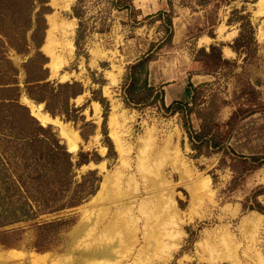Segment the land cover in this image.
<instances>
[{
  "label": "rangeland",
  "instance_id": "rangeland-1",
  "mask_svg": "<svg viewBox=\"0 0 264 264\" xmlns=\"http://www.w3.org/2000/svg\"><path fill=\"white\" fill-rule=\"evenodd\" d=\"M263 3L38 2L26 51L6 45L9 64L0 60V80L13 78L9 89L0 86V99L12 98L0 100V264H135L145 245L143 221L127 249L88 231L98 233L122 207H134L131 219H140L139 204L156 195L149 180L161 179L177 212L143 264L264 261ZM12 11L0 3V28L9 29ZM49 19L61 27L52 53L43 49ZM40 75V83L60 90L51 98L49 86L34 89L49 98L53 113L28 93ZM24 99L75 133L77 148L69 149L57 125L32 116ZM17 104L46 129V146L58 142L71 155L78 186L46 187L64 175L30 170V192L20 189L23 165L14 157L24 145L6 133L19 124L1 117ZM108 245L114 259L88 256Z\"/></svg>",
  "mask_w": 264,
  "mask_h": 264
},
{
  "label": "trees",
  "instance_id": "trees-1",
  "mask_svg": "<svg viewBox=\"0 0 264 264\" xmlns=\"http://www.w3.org/2000/svg\"><path fill=\"white\" fill-rule=\"evenodd\" d=\"M41 0H0V3L4 5V7L12 9L11 21L8 23L9 29H2L0 28V49H1V56L0 60L4 63H8L7 59L4 57V50L6 48V45L10 46L11 48H14L18 51H26L27 46V40L26 35L28 31L31 29L34 30V34L37 30V27H34L33 22V14L36 9V4ZM3 50V51H2ZM135 68L134 66L131 68ZM9 75V74H8ZM46 79L43 75L36 76L32 78V82H41L42 80ZM13 78L10 77L9 79H1L0 80V86H3V89H9L7 86L9 84H12ZM28 86L27 90L29 95L34 98L37 101H45L46 102V109H48L50 112L53 113V107L50 105L49 98L46 97V95H43L42 93H39L35 91L36 88H43L46 89V87L49 86V92L48 95L53 98L57 97L59 95V91L57 92L56 89L52 88L47 83H40V84ZM66 87H71V85H65ZM60 86V88L65 87ZM74 94V93H71ZM12 99L10 95H7L6 97L1 98L0 100L5 103L6 100ZM49 101V102H48ZM9 104V103H7ZM65 110V109H64ZM2 119L8 120L9 123H17L19 124V129L15 131L16 133H8V135L12 134L11 136L15 137L14 139L18 141V143H22L24 145L19 150L17 155H15L14 159H16V163L22 164L23 167L19 171V181L18 185L20 189L23 190L24 193L30 192V186L31 183L35 180L31 178L30 170H35V172H46L50 169H53L54 173H60L63 174L64 177L59 178L58 181L53 182V180L49 179L45 181L44 183H47V185H43L46 187H49L50 185H57V184H66L67 187H70L71 184H74L78 186V184L74 181V175L73 169H74V163L71 160V155L66 151H61L62 147L58 142H54L53 147L46 146L45 143V132L46 129L39 124V122L34 119V117L31 116L28 108L25 106H22L20 104H17L15 109L8 112V116L4 117L1 116ZM33 126V128L30 127ZM16 126V125H14ZM17 129V126H16ZM6 134V135H7ZM45 145V148L44 146ZM82 162V161H81ZM56 171V172H55ZM47 173V172H46ZM70 175H73L70 177ZM67 179V180H66ZM69 179V180H68ZM38 183L41 182V180H37ZM81 186V185H80ZM42 188V187H40ZM34 201H37V196H31ZM75 199V196H74ZM56 200V199H55ZM51 202V201H50ZM55 203L56 201H52ZM77 200L73 202L72 204L76 203ZM68 203L63 204L62 206H65Z\"/></svg>",
  "mask_w": 264,
  "mask_h": 264
},
{
  "label": "bare ground",
  "instance_id": "bare-ground-1",
  "mask_svg": "<svg viewBox=\"0 0 264 264\" xmlns=\"http://www.w3.org/2000/svg\"><path fill=\"white\" fill-rule=\"evenodd\" d=\"M263 5H264V3H263ZM49 20H50V22H49L50 26H49V29H48L47 34H46L47 36H46V39H45V42H44V45H43V49L46 52L52 53V49L51 48L53 47L54 42L56 40V39L54 40V38H53V33H54V31L56 32L55 29H58L59 26H58V24L55 23L54 20H51V19H49ZM59 28H61V27H59ZM70 36H71V34L69 36H67V37H70ZM59 42H60V40H59ZM69 44H71V42H69ZM54 47H55V45H54ZM67 47L69 48V46H67ZM53 62L55 63V61H53ZM24 101L28 105V107L30 108L32 116H34L36 119H38L41 124H43V125L54 124V125H57L60 128V131H61L62 135L65 136L67 138V140H68L69 149L71 151H74L77 148V146L75 144L76 142H75V139H74L75 133H74V135H72V133L68 130V128L64 124H62L59 120H57V119L53 120L50 116H48L46 113H44L43 110H42V106H36L34 103H32L31 101H29L27 99H24ZM156 176L158 177V173H157ZM146 179H147V177H146ZM161 182H162V179L160 181H156V182H155V180H153V181L149 180L150 186L152 185L151 188L153 190H154V186L156 188L154 190V191H156V195L153 197L154 199L152 201L151 200L150 201H145L144 200L143 202H141L139 204V206H140L139 213H140V217H141L140 219H138L137 217H136L135 221L131 219L132 216L130 215V213L133 211L134 207H132V206L125 207V208L122 207L120 209V211L117 212V215L114 214L115 216L109 221L107 226H105L103 229H101V227H100L101 230L99 229L100 230L98 232L99 234L97 232H95L96 231L95 229H97V227H96L95 229L94 228L93 229H89L90 231H88V233H90V234H88V235H90L94 240H97V241L100 240L103 237L104 238L112 237L114 239L117 238L118 240L115 241V243H117V244L114 243V245L124 244L125 248L127 249L132 244L133 238H135L137 236V233L139 231V229H138L139 228L138 227L139 221H143L144 222V230H143L142 233H146V235H145L146 237L144 239V241H145L144 244L145 245L143 246L142 250H140V252H139L140 255L138 254L139 255L138 256V260H136V262L139 261L142 264L144 262H147V259H148L147 258V252H149L150 250L155 249L157 247H160V241H161V238H162V233L165 232V231L163 232L162 227L164 225H166V224L168 225V223L172 221L174 216H176V212H177L176 208L171 206V203L168 204L169 199L168 198L167 199L164 198V195H163V192H162L163 190L160 188L161 187ZM104 187H105V183L103 184L102 188H104ZM124 193H125L124 191H120L119 194H117V198L118 197L122 198V195ZM126 196L129 197L128 199L132 198V194L131 193H127L123 197H126ZM98 198L94 199V201L97 202ZM117 198L112 196L110 199H117ZM166 204H168V205L166 206ZM106 212H108V210H105V211L103 210L102 213L98 214V216H97L98 217V219H97L98 220V222H97L98 225L100 224V221L103 219L102 217L106 215ZM173 214H174V216H173ZM91 233H97L98 235L97 234L92 235ZM134 243H135V241H134ZM114 245L103 246V248H101L100 250L94 249L93 251H91L89 253L88 256L93 257V258L94 257H101L103 259L104 258L105 259H114V257H115V255H114ZM40 259L43 260V258H40ZM136 262H135V264H136ZM137 264H139V263H137ZM260 264H264V261L261 260Z\"/></svg>",
  "mask_w": 264,
  "mask_h": 264
},
{
  "label": "crops",
  "instance_id": "crops-1",
  "mask_svg": "<svg viewBox=\"0 0 264 264\" xmlns=\"http://www.w3.org/2000/svg\"><path fill=\"white\" fill-rule=\"evenodd\" d=\"M38 120V119H37ZM53 120H55V119H53Z\"/></svg>",
  "mask_w": 264,
  "mask_h": 264
}]
</instances>
